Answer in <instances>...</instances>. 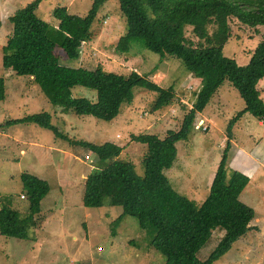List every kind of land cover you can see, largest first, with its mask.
<instances>
[{
  "label": "trees",
  "instance_id": "trees-1",
  "mask_svg": "<svg viewBox=\"0 0 264 264\" xmlns=\"http://www.w3.org/2000/svg\"><path fill=\"white\" fill-rule=\"evenodd\" d=\"M104 1L94 0L84 16L70 13L67 6H56L52 10L56 24L37 15L41 0L17 8L8 16L12 31L1 47L2 68L29 77L64 113L114 121L124 104L134 102L136 88L157 93L151 111L170 107L175 100L174 88H161L147 76L73 68L60 62L58 50L70 60H78L82 45L94 39L93 23ZM119 3L127 21V33L120 38L116 51L128 54L132 42L140 41L149 51L160 55L161 62L169 57L180 61L193 78L201 81V86L179 130L169 131L162 139L151 134L135 137L137 143L148 149L143 160L144 176L137 174L133 163L119 159L123 147L110 142L101 145L72 142L95 159L84 183L82 206L85 209L121 206L122 216L138 220L140 228L150 236L147 246L163 255L165 264H215L236 242L254 231L256 212L241 199L251 183L250 177L230 167V144H226L209 195L197 209L189 198L173 188L165 172L176 159L175 145L188 140L196 126V114L205 111L225 81L244 103V108L230 121L229 133L247 113L264 126V100L258 89L264 79V33L245 66L224 55L230 37V18L249 28L264 27V0H119ZM77 87L93 90L95 101L74 97L73 89ZM5 96V77L0 76V101ZM18 124H34L60 133L48 112L6 120L0 128ZM61 137L71 142L65 135ZM21 180L24 198L19 199L28 202V214L23 217L13 209L12 196L1 199L0 235L5 238L29 237V231L38 226L36 216L41 213V203L51 191L47 181L30 173H22ZM214 232L223 233L220 242L206 260H201L199 254L211 244Z\"/></svg>",
  "mask_w": 264,
  "mask_h": 264
},
{
  "label": "rangeland",
  "instance_id": "rangeland-1",
  "mask_svg": "<svg viewBox=\"0 0 264 264\" xmlns=\"http://www.w3.org/2000/svg\"><path fill=\"white\" fill-rule=\"evenodd\" d=\"M32 1L0 0V76L5 77L6 95L0 101V127L6 120L48 112L60 133L34 124L0 128V207L2 198L12 196L13 209L23 217L28 214V202L19 199H23L21 194L24 192L22 173L47 181L51 188L41 203L40 215L36 216L38 226L29 231L27 239L0 235V264H165L166 258L147 246L150 236L140 228L138 220L122 216L121 206L95 209L82 206L83 177L94 168L95 159L92 156L91 161L84 163L90 152L73 143L85 141L101 145L107 140L116 142L123 147L119 159L133 163L137 174L144 176L143 160L148 149L137 143L135 137L151 134L162 139L169 131L179 130L184 115L192 108L201 81L193 78L180 61L169 57L161 62L160 55L149 51L140 41L132 42L128 54L118 53L116 47L127 33V21L119 0H105L93 23L96 35L92 41L83 44L81 58L70 60L58 50L60 62L73 68L102 69L122 75L137 72L161 88L173 87L174 104L151 111L157 93L136 88L134 102L124 104L114 121L64 113L29 77L4 70L1 65V47L12 31L8 16ZM93 1L41 0L36 13L50 24H56L57 19L52 16L56 6H67L70 13L84 16ZM229 23L230 37L224 55L237 65L245 66L262 39L264 27L249 28L236 18H230ZM258 89L264 100V79ZM73 96L96 99V93L84 87L73 89ZM243 108L238 92L225 81L205 111L196 114V126L188 140L175 145L176 159L165 172L173 188L189 198L197 209L209 195L226 144H230V167H239L244 173L249 172V176L253 174L250 177L252 184L243 191L241 199L253 207L260 222L255 221L254 231L236 242L215 264H264V126L247 113L233 125L230 133L227 129ZM61 134L69 137L71 142L64 140ZM22 147L28 148L25 157L21 155ZM242 150L249 152L251 158L256 159L255 163L263 168L247 166V158L245 162V157H238ZM222 235L214 232L211 244L199 254L201 260H206Z\"/></svg>",
  "mask_w": 264,
  "mask_h": 264
},
{
  "label": "crops",
  "instance_id": "crops-1",
  "mask_svg": "<svg viewBox=\"0 0 264 264\" xmlns=\"http://www.w3.org/2000/svg\"><path fill=\"white\" fill-rule=\"evenodd\" d=\"M106 142H110V140H107ZM106 142H104V143H106ZM110 143H114V144H116V142H113V141H111ZM116 145H118V144H116ZM24 146H27V145H24ZM261 148L262 147H259V150H261ZM27 149L28 148H21V155L22 156H26L27 155ZM69 154V153H68ZM242 154V155H241ZM241 154H240V156H238V157H241L242 159L244 158L245 160V162H246V158H247V166H249L250 164H251V166H256V167H258L259 169H260V167L261 168H263L259 163H255L256 162V159L254 158V160L251 158V156H250V154H249V152H247V151H245V150H242V152H241ZM246 154H247V156H246ZM65 155H66V153H65ZM70 155H72V153H70ZM67 156V155H66ZM68 157V156H67ZM80 158H77V160H79ZM83 162L84 163H86L85 162V160H83ZM253 163V164H252ZM243 164H244V162H243ZM243 164H242V166H243ZM237 169L238 170H241V168H239V167H237ZM242 171V170H241ZM243 172V171H242ZM245 173H247V175L249 174V172H245ZM86 174V173H85ZM87 175L88 174H86V175H84V182H83V184L85 183V180H86V177H87ZM253 174H251V176H252ZM249 176V175H248ZM251 176H249V177H251ZM251 179V183L250 184H252V178H250ZM61 182V181H60ZM61 185H63V183L61 182ZM256 221H259L260 222V220H258V219H256Z\"/></svg>",
  "mask_w": 264,
  "mask_h": 264
},
{
  "label": "built area",
  "instance_id": "built-area-1",
  "mask_svg": "<svg viewBox=\"0 0 264 264\" xmlns=\"http://www.w3.org/2000/svg\"><path fill=\"white\" fill-rule=\"evenodd\" d=\"M83 46V45H82ZM81 53H82V47L79 49V58H81ZM85 161H91L90 155L85 156ZM24 198V197H23Z\"/></svg>",
  "mask_w": 264,
  "mask_h": 264
},
{
  "label": "clouds",
  "instance_id": "clouds-1",
  "mask_svg": "<svg viewBox=\"0 0 264 264\" xmlns=\"http://www.w3.org/2000/svg\"><path fill=\"white\" fill-rule=\"evenodd\" d=\"M85 160V159H84Z\"/></svg>",
  "mask_w": 264,
  "mask_h": 264
}]
</instances>
